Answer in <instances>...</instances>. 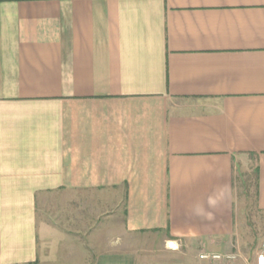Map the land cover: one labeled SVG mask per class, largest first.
<instances>
[{
    "label": "crops",
    "instance_id": "0c3cea01",
    "mask_svg": "<svg viewBox=\"0 0 264 264\" xmlns=\"http://www.w3.org/2000/svg\"><path fill=\"white\" fill-rule=\"evenodd\" d=\"M247 161L264 211V0H0V264L222 254Z\"/></svg>",
    "mask_w": 264,
    "mask_h": 264
},
{
    "label": "rangeland",
    "instance_id": "374dc122",
    "mask_svg": "<svg viewBox=\"0 0 264 264\" xmlns=\"http://www.w3.org/2000/svg\"><path fill=\"white\" fill-rule=\"evenodd\" d=\"M252 163L246 162L241 165V179L239 191L237 240L229 250H222V254H237L235 260H225L218 263L232 264L246 255H257L261 244L264 241V211H260L255 206V178ZM162 235H152L144 237L143 241L151 244L149 249L143 246L138 253L139 264H216L212 260L200 258V249H190L186 246L176 244L173 241L175 252L164 250L162 247ZM172 242L166 244L169 245ZM176 245V246H175ZM171 248V247H170ZM240 252V253H239ZM220 253V252H219ZM243 253V254H241ZM218 261V260H217Z\"/></svg>",
    "mask_w": 264,
    "mask_h": 264
},
{
    "label": "built area",
    "instance_id": "2783aa9c",
    "mask_svg": "<svg viewBox=\"0 0 264 264\" xmlns=\"http://www.w3.org/2000/svg\"><path fill=\"white\" fill-rule=\"evenodd\" d=\"M200 258L203 260H212V261H220V260H224V259H234L235 255L232 254H211V253H202L200 255ZM256 264H264V241L260 246L259 251L257 252L256 255Z\"/></svg>",
    "mask_w": 264,
    "mask_h": 264
},
{
    "label": "bare ground",
    "instance_id": "6f19581e",
    "mask_svg": "<svg viewBox=\"0 0 264 264\" xmlns=\"http://www.w3.org/2000/svg\"><path fill=\"white\" fill-rule=\"evenodd\" d=\"M176 246V245H175ZM170 247L173 248L174 247V244L173 242L170 244ZM176 248V247H175Z\"/></svg>",
    "mask_w": 264,
    "mask_h": 264
}]
</instances>
